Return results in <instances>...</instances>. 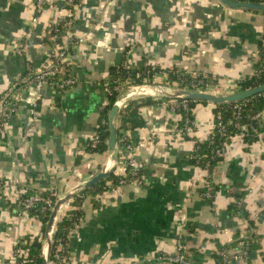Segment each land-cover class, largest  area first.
<instances>
[{"label": "crops", "instance_id": "0c3cea01", "mask_svg": "<svg viewBox=\"0 0 264 264\" xmlns=\"http://www.w3.org/2000/svg\"><path fill=\"white\" fill-rule=\"evenodd\" d=\"M34 1L0 0V96L18 84L10 146L0 143V264H15V239L43 233L39 217L18 213L6 194L26 187L59 195L107 165V148L85 146L108 102L104 83L114 65L156 67L157 83H166L168 69L211 75L216 92L228 93L253 74L264 34L261 12L218 0H80L67 28L56 24L59 0L41 9ZM55 44L73 49L64 62L75 81L65 89L29 80ZM158 98L141 104L142 125L126 130L141 181L108 182L81 198V217L69 233L70 264H144L145 253H175L178 242L191 264H264V131L251 143L241 133L230 136L208 172L190 161V152L211 132L213 103L193 102L186 138L178 132L181 114L169 108L172 98ZM112 173L125 177L121 160ZM207 184L211 197L202 194ZM72 200L59 216L78 207ZM250 235L255 244L247 254L232 256L231 243Z\"/></svg>", "mask_w": 264, "mask_h": 264}, {"label": "built area", "instance_id": "2783aa9c", "mask_svg": "<svg viewBox=\"0 0 264 264\" xmlns=\"http://www.w3.org/2000/svg\"><path fill=\"white\" fill-rule=\"evenodd\" d=\"M236 1H250V2H261L264 3V0H236ZM49 0H35L34 7L36 9L43 8ZM62 2L66 3L67 5L71 6V9L62 5ZM60 8H56V24L60 25L62 28L69 27L74 18V14L71 11L72 8L75 6L76 2L74 0H59L58 1ZM63 8L69 9L70 12L67 16L62 14ZM57 29V28H56ZM264 43V34L260 38ZM68 54L66 47L55 44L54 48H52L51 59L50 61L40 67L37 70L31 71L29 75V80L33 81L37 86H41L48 83H56L60 89H65L66 87L70 86L74 81V76L68 75L67 67L64 62L66 55ZM259 59L257 57L256 61ZM262 69L264 70V50L263 54L260 58ZM125 71L120 72V69L116 70V77L113 79L114 85L112 88L107 87L104 84L106 94L109 95L112 91L116 93L120 91L123 87L140 83V82H153V78L158 75V70L156 67L153 66H138L134 67V70L131 71L128 68L130 66L125 65ZM253 73H260V69H255ZM184 76H190L191 79L189 82H184ZM162 81L166 82L167 84L174 85L181 88H187L191 90H201V91H208V92H216L218 87L217 81L214 76L207 77V75H200L196 73H183L177 70L168 69L162 73ZM244 78L240 79L243 80ZM239 82V81H238ZM264 83V82H262ZM261 84V83H260ZM238 90L239 85L237 86ZM253 87V86H252ZM18 88L17 83H12L9 87L8 91L5 92L2 96H0V143H4L6 146H10L8 141V121L11 112L13 111V92L14 89ZM249 88V87H247ZM246 89V88H245ZM261 92V91H260ZM258 92V93H260ZM116 95V94H115ZM153 98H158V96H152ZM245 99V98H244ZM133 100V99H132ZM243 100V99H242ZM189 99L185 98H172L169 102V108L174 110L177 107H182L184 109H188ZM240 101V100H239ZM233 104L234 114L233 116L226 121V123H233L236 127L240 129L239 132L243 134L245 129L247 128V122L240 123L238 120L241 117V106L244 104L243 102L234 101ZM127 103L123 104L122 108ZM121 108V109H122ZM30 112L33 114L35 113V107L32 106L30 108ZM214 117L216 118V122L214 121ZM247 117L251 119H255L259 122L260 131H264V109H261L255 113L247 115ZM193 119L188 117L187 115L184 117V122L182 125L178 126V132L181 135H187L191 132L193 127ZM226 123L223 122L222 115L218 112L212 115V129L211 133H213V129L216 127L220 134L225 133ZM119 135L117 142L119 154L118 159L122 161L124 166L127 169V173L125 177H120L118 183L125 182L127 179L135 178L139 182L141 181L139 167L135 161L133 156V144L131 136L126 132V130ZM257 130V134L260 132ZM258 136V135H257ZM24 137V136H22ZM98 142V135L96 132L92 137L91 144L94 145ZM227 142H223V149L225 148ZM117 159V162L119 160ZM4 183L0 179V188H4ZM27 188H21L14 192H9L6 194L8 202L11 203L13 209H15L18 213L23 215L29 214V209H31L35 204L40 203V210H51L54 200L50 194L42 195L36 190L31 192H27ZM6 191V190H5ZM206 197L212 196V186L207 185L205 190L202 193ZM72 209H76L73 207ZM34 216L38 217V215L33 214ZM62 216H59L61 219ZM69 221H71L72 227L76 225L81 217L80 214L70 211L67 214ZM72 227L68 228V234L65 235H58L54 237V230L52 235V249H51V261L50 264H70V255H69V248H68V239L69 233ZM255 238H239L236 239L234 242V252L232 256H241L246 255L249 250L250 242H254ZM26 241L22 239V237L17 238L13 241V260L15 264H23L30 260L28 257V249L24 246ZM17 258L19 260H17ZM141 261L144 264H191V262L187 259L184 255V246L180 242L177 245V251L175 253H167V252H160V251H152L149 253H145L141 256ZM222 259L224 262L229 260L230 258L226 255L225 250L222 251Z\"/></svg>", "mask_w": 264, "mask_h": 264}, {"label": "trees", "instance_id": "16d2710c", "mask_svg": "<svg viewBox=\"0 0 264 264\" xmlns=\"http://www.w3.org/2000/svg\"><path fill=\"white\" fill-rule=\"evenodd\" d=\"M76 3L80 0H74ZM58 3V2H57ZM62 5L71 9L70 5L62 2ZM264 15V13H263ZM56 42L60 41V38L57 36L55 39ZM67 52L72 53L73 49H67ZM264 50V43L260 39L258 42V57L259 59L255 62L254 67L255 69H260V73L256 74L253 73L249 76H245L243 80H239L238 85L239 89H245L247 87H252L259 85L260 83L264 82V70L262 69L260 58L263 54ZM120 69V72L125 71V65H114L110 69V73L108 78L105 80V85L107 87L112 88L114 85L113 79L116 77L117 73L116 70ZM129 70L133 71L134 67L128 68ZM201 75V74H200ZM211 76V75H210ZM207 75V77H210ZM191 79L190 76H184V82H189ZM116 92L112 91L111 94L107 95L108 102L101 112L99 123L95 129L96 134L98 135V142L94 145L91 144L92 138L88 139L86 142V150L89 151H103L107 148L106 140L108 139V126H107V114L111 106V102L115 97ZM165 98L159 97L158 99ZM156 101L151 96H146L142 99L128 101L127 104L118 112L117 116V125H116V140L119 138V133L122 130H131L134 131L138 126L142 125L143 119L140 117L138 113V107L144 103H151ZM195 100H190L188 104V109H184L182 107H177L176 110L181 114V118L179 120V125H182L184 122V117L187 115L191 119H193V115L191 113L190 107ZM207 102V101H201ZM243 102L244 104L241 106V117L239 118L240 123L247 122L249 123L245 131L243 132V140L245 143H251L257 138V130H261L259 122L255 119H249L247 115L255 113L261 109H264V90L260 93H256L251 95L243 100L237 101ZM233 104L235 102H224V103H213V112L214 114L220 113L222 115L223 122L226 123L228 119H230L234 114ZM214 121L216 122V118L214 117ZM225 133L220 134L217 128L213 129V133L209 134L206 138L200 141L195 142V148L190 152L191 160L193 163L198 164L202 167H206L208 172H211L214 165L222 159L223 155V142H229L230 136L240 131L238 127H236L233 123H226L225 124ZM186 138L189 135H185ZM120 177L114 175L113 173L101 181L95 183L90 188L80 192L79 194L73 197L72 202L78 206L76 209L71 211L78 213V215L82 214V211L79 207L80 200L85 194H97L101 191H104L109 185L108 182H112V185H115L119 182ZM210 183V182H208ZM208 185V184H207ZM217 186V185H216ZM33 190H27V192H31ZM42 195L50 194L52 200L56 199V195L53 194L51 191L44 190L40 191ZM11 206V203L8 204ZM41 204H35L31 209H29V214L38 215L39 219L42 223V230L44 229L45 222L48 218L50 210H40ZM72 227L71 221H69L67 215H63L60 220L57 221L54 230V237L58 235H65L68 234V228ZM253 236H249L247 238H252ZM26 241L24 245L28 249V257L30 258L29 261L23 264H42V258L40 256V247H41V240L37 236H29L26 235L22 237ZM234 244V243H231ZM255 244L254 242H250L249 246L252 247ZM17 260H19L17 258Z\"/></svg>", "mask_w": 264, "mask_h": 264}, {"label": "water", "instance_id": "95a60500", "mask_svg": "<svg viewBox=\"0 0 264 264\" xmlns=\"http://www.w3.org/2000/svg\"><path fill=\"white\" fill-rule=\"evenodd\" d=\"M218 1L222 5H225L227 7L258 11L264 13V3L261 2L236 1V0H218ZM115 62L118 63L119 60L115 59ZM263 90H264V83L228 93H214V92L201 91V90H191L166 83H157V82H140L123 87L120 91L116 93L113 101L111 102V106L107 114V126H108V139L106 143L108 150L107 165L102 170L97 171L96 173L91 175L88 179L80 183H77L76 185L70 187L63 193L59 194L56 200L54 201L52 208L49 212L48 218L45 222L42 238H41L40 256L42 258V264H50L53 230L57 223L58 215L62 207L75 195L90 188L95 183L109 177L112 174L119 154V150L116 142L117 116L123 104L127 103L128 101L134 98L146 97V96L185 98L195 101L224 103V102L239 101Z\"/></svg>", "mask_w": 264, "mask_h": 264}, {"label": "rangeland", "instance_id": "374dc122", "mask_svg": "<svg viewBox=\"0 0 264 264\" xmlns=\"http://www.w3.org/2000/svg\"><path fill=\"white\" fill-rule=\"evenodd\" d=\"M256 12H258V11H256ZM262 15H263V13H262ZM262 20H263V23H264V18H262ZM58 197V195H56V198ZM56 200V199H55ZM54 200V201H55ZM58 219H59V215H58ZM58 221V220H57ZM40 239V238H39ZM41 240V239H40Z\"/></svg>", "mask_w": 264, "mask_h": 264}]
</instances>
